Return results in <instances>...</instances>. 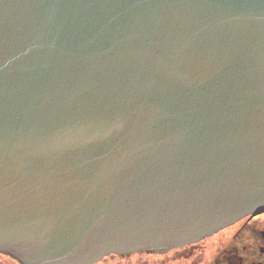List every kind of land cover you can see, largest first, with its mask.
I'll return each instance as SVG.
<instances>
[{
    "label": "water",
    "instance_id": "obj_1",
    "mask_svg": "<svg viewBox=\"0 0 264 264\" xmlns=\"http://www.w3.org/2000/svg\"><path fill=\"white\" fill-rule=\"evenodd\" d=\"M262 212L264 0H0L1 253L91 264Z\"/></svg>",
    "mask_w": 264,
    "mask_h": 264
},
{
    "label": "rangeland",
    "instance_id": "obj_2",
    "mask_svg": "<svg viewBox=\"0 0 264 264\" xmlns=\"http://www.w3.org/2000/svg\"><path fill=\"white\" fill-rule=\"evenodd\" d=\"M232 239L236 243L245 245L263 244L264 212L240 219L233 225H229L192 244L163 250L168 252L165 254L157 255L158 252L135 251L119 254L121 256L116 257L113 255H109L108 257L107 255L103 257L106 259L101 258L91 264H108L105 262H111V264H113L114 262L112 261H119V264H152V262L153 264H208L209 260H211L216 253L215 248L222 243L230 242ZM160 255L163 257H160ZM137 260H142L144 262L139 263ZM0 264L21 263L0 252Z\"/></svg>",
    "mask_w": 264,
    "mask_h": 264
},
{
    "label": "flooded vegetation",
    "instance_id": "obj_3",
    "mask_svg": "<svg viewBox=\"0 0 264 264\" xmlns=\"http://www.w3.org/2000/svg\"><path fill=\"white\" fill-rule=\"evenodd\" d=\"M254 215L256 214H251V215H248L247 217H251ZM148 251H154V250L150 249ZM157 252H158L157 255L168 253L167 251L165 252L162 249ZM215 252H216L215 255L212 257L211 260H209L208 264H264V243L245 245V244L236 243L232 239L228 243H222L218 245L215 248ZM111 255H113L114 257L121 256L119 254H110V256ZM150 255H153V254H150ZM160 257H163V256L160 255ZM103 259H106V258H103ZM137 261H139V263L144 262L142 260H137ZM137 261H133V262H137ZM112 262H114L113 264H119V261L117 262L112 261ZM105 263L111 264V262H105ZM126 263H129V262H126Z\"/></svg>",
    "mask_w": 264,
    "mask_h": 264
},
{
    "label": "trees",
    "instance_id": "obj_4",
    "mask_svg": "<svg viewBox=\"0 0 264 264\" xmlns=\"http://www.w3.org/2000/svg\"><path fill=\"white\" fill-rule=\"evenodd\" d=\"M6 256H7V254H6ZM10 258H12V259H15V258H13V257H11L10 255H8ZM16 261H18L17 259H15ZM19 262V261H18Z\"/></svg>",
    "mask_w": 264,
    "mask_h": 264
},
{
    "label": "bare ground",
    "instance_id": "obj_5",
    "mask_svg": "<svg viewBox=\"0 0 264 264\" xmlns=\"http://www.w3.org/2000/svg\"><path fill=\"white\" fill-rule=\"evenodd\" d=\"M247 217V216H246ZM243 218H245V217H243ZM243 218H241V219H243Z\"/></svg>",
    "mask_w": 264,
    "mask_h": 264
}]
</instances>
